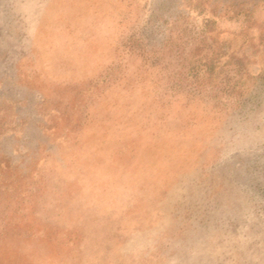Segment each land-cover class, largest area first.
I'll return each instance as SVG.
<instances>
[{
    "label": "rangeland",
    "instance_id": "1",
    "mask_svg": "<svg viewBox=\"0 0 264 264\" xmlns=\"http://www.w3.org/2000/svg\"><path fill=\"white\" fill-rule=\"evenodd\" d=\"M0 264H264V0H0Z\"/></svg>",
    "mask_w": 264,
    "mask_h": 264
}]
</instances>
